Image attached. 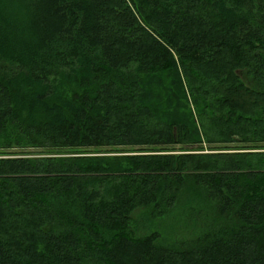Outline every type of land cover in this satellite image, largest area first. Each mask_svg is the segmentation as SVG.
Returning <instances> with one entry per match:
<instances>
[{
  "label": "trees",
  "instance_id": "1",
  "mask_svg": "<svg viewBox=\"0 0 264 264\" xmlns=\"http://www.w3.org/2000/svg\"><path fill=\"white\" fill-rule=\"evenodd\" d=\"M0 264H264V0H0Z\"/></svg>",
  "mask_w": 264,
  "mask_h": 264
},
{
  "label": "rangeland",
  "instance_id": "2",
  "mask_svg": "<svg viewBox=\"0 0 264 264\" xmlns=\"http://www.w3.org/2000/svg\"><path fill=\"white\" fill-rule=\"evenodd\" d=\"M174 225H175L174 219L165 220L163 223H161V226L163 228V231L161 233L165 236V232L166 234H168Z\"/></svg>",
  "mask_w": 264,
  "mask_h": 264
}]
</instances>
